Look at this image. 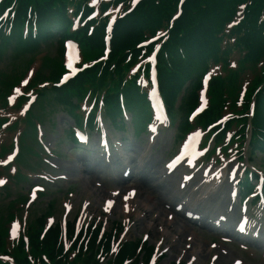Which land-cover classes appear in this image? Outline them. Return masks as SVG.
Returning <instances> with one entry per match:
<instances>
[{"label": "rangeland", "instance_id": "obj_1", "mask_svg": "<svg viewBox=\"0 0 264 264\" xmlns=\"http://www.w3.org/2000/svg\"><path fill=\"white\" fill-rule=\"evenodd\" d=\"M55 41H51L48 43H44L43 46L50 45V47L46 50L47 54L49 56H56L57 55V47L56 44L54 43ZM47 48V46H46ZM12 58H10L8 61L4 60L3 58L0 60V79L3 78V72L5 74H10L11 73V66H12ZM260 65H256L253 69L250 66H242V74H240V77L242 81L247 80L248 78L252 79L258 71ZM237 68V67H236ZM2 84V82H0ZM1 86V85H0ZM53 101L56 103L54 106V111H53V127H51L49 124H44V137H45V143L49 144L51 149L54 147V143L56 141L55 137L58 135V132L60 131V126L61 124L64 125L65 127L68 125H72V119L66 115V105L65 104H60L57 101V97L55 96L53 92ZM27 106L21 107L20 109V114L23 115L25 109ZM224 110L221 111L223 113ZM51 114V115H52ZM181 116L178 115L176 117V120H178ZM236 125H234L235 127ZM10 137V136H9ZM16 139V137H13L12 142ZM20 145V143H19ZM237 143H228L226 146H222L223 152H219L217 155V152L215 153V161L217 164H221L222 162H225L226 169L228 171H234V176L235 175H240L245 171V164L246 161L244 158H240L239 156L234 157H229L228 154H230L229 150L233 147H236ZM55 153L58 155L53 154V156L50 159L52 163H56L60 169H55V170H49L47 167H45L44 170L51 171L54 175H59V174H64L67 177V181H58L54 186L44 184L45 190L42 191L41 194L36 198L35 201L40 202V206H44L41 212H45L46 210L50 209L53 213V216L55 217V223H57L60 220V217L62 214H66V218L68 222H70L76 213H83L82 211V206L85 204L86 199L88 198L91 200L89 205L87 206L86 210L88 212H93L94 210H97V212L100 213V206L101 201L104 197L108 196L109 191L113 190L111 189V185H105L101 181L94 179L92 180L93 182L90 183L87 180H79L75 181L74 178L75 176L72 175V172L75 171V166L74 163L76 161V156H75V151L72 153H68V149L66 147L65 143H61L59 146L57 145L55 148ZM156 151V150H155ZM229 152V153H228ZM237 153L234 152L233 154H230L231 156H235ZM245 157L249 159L248 163H250V166L255 167L258 170L259 173H264V156L255 154L250 156L248 153L245 154ZM161 158V155L158 153H153L152 159L158 160ZM247 159V160H248ZM37 159L34 157L30 158V162L33 163ZM230 163V164H229ZM66 167V169H64ZM24 172L31 175L29 177V182L31 183L27 186L21 184L20 186L23 187L20 189L19 192H14V191H9L10 196H5L0 198V215L4 210V204H7L11 197L16 195L17 197L24 194L26 195L28 188L33 185V180H35L34 172H30L27 169H24ZM42 172V171H40ZM67 173H69L67 175ZM84 174L80 173V176H83ZM33 178V179H32ZM31 179V180H30ZM171 179V178H170ZM167 180L164 184V188L160 189L159 192L165 197H168L167 200H171L172 196L178 191V187L180 185L179 180H176L173 178V180ZM28 182V183H29ZM233 182V181H232ZM27 183V184H28ZM105 187L107 191H92L95 194L90 195L89 192L91 191H84L87 186L93 188V189H98V190H103L100 187ZM55 186H59V188L55 189ZM128 185L124 186V188H127ZM230 186L225 187L224 191L229 193ZM93 198H96L97 200H93ZM222 198V197H221ZM98 199H100L98 203ZM136 210L130 214H128L129 222L127 221V218L124 215H120L119 213L120 210L117 209L115 211V214L112 216H108L109 222L114 221V223L120 222L121 224H132V227L130 231L127 233L126 237H136V238H142L145 234H147V239L149 244L154 245L156 239H160L161 237L163 238L164 243L163 245H167L169 247V250L167 253H165L161 258L158 259L157 264H177V258L175 257L176 254L178 255V250L181 252L185 249L186 250V257L187 254L190 252H195L196 249L198 248L201 251V254L199 253L198 259L195 264H206L207 263V251H210L211 248L208 246V244L211 241V236H209L206 233H201L198 232L197 229L192 226L191 228L187 229L189 231L194 232L195 234L191 235L189 232L186 233V236L183 238L181 235H184L185 233H182L180 230H182L178 223L176 221L180 222V225H183V223L179 219H175L173 222L169 221L167 222V218H164L162 216L157 217L156 210H153L152 212L149 211H144V201L139 202L136 200ZM19 204H24V201L19 202ZM142 206H141V205ZM220 207V205H218ZM69 209L67 212L66 209ZM86 214V213H85ZM100 215V214H99ZM18 220L16 219L15 222ZM108 222V224H110ZM140 223L143 224L140 226ZM175 228V231L171 234V231ZM163 229H166L167 233L166 235H162ZM179 235V236H178ZM189 236L192 237V242L187 239ZM196 238V239H195ZM217 240V239H216ZM194 241V242H193ZM209 241V242H208ZM179 242V243H178ZM211 244V243H210ZM231 248L232 250L229 251L228 249ZM224 252V254H222ZM226 252H230L229 254H226ZM215 253L218 254V257H215V264H231L233 263V258H237L236 256L241 255L243 257L244 262L242 264H264L261 262H264V258L260 259V256L257 252L251 251V250H240L236 245L233 244H220L218 241H216V246H215ZM183 259L179 262V264H185L186 263V258L182 256ZM209 261V260H208ZM176 262V263H175Z\"/></svg>", "mask_w": 264, "mask_h": 264}, {"label": "trees", "instance_id": "obj_2", "mask_svg": "<svg viewBox=\"0 0 264 264\" xmlns=\"http://www.w3.org/2000/svg\"><path fill=\"white\" fill-rule=\"evenodd\" d=\"M240 3L246 4V10L242 21L234 28L235 32L237 34L243 32L248 45L264 44V11L261 10L264 9V0H215V29H226L224 22L229 20L230 15L235 11V5L239 6ZM184 17H188V13ZM219 42L220 39L215 38V49L218 48ZM256 119L264 131V122L261 117L257 116Z\"/></svg>", "mask_w": 264, "mask_h": 264}, {"label": "bare ground", "instance_id": "obj_3", "mask_svg": "<svg viewBox=\"0 0 264 264\" xmlns=\"http://www.w3.org/2000/svg\"><path fill=\"white\" fill-rule=\"evenodd\" d=\"M216 179H217V175H216V173H215V181H216ZM148 181H140V183L138 184V189H139V191H140V196H142V195H144V196H146V197H149L150 196V194H155L156 192H155V187L153 186V185H151V182H150V180L149 179H147ZM206 188L204 189V191L203 192H206ZM87 191H90V190H87ZM101 191V190H100ZM138 194V193H137ZM90 195H94V192H91L90 193ZM137 197V196H136ZM129 198H130V196H129ZM152 198H154V197H152ZM152 203H154L152 200H150ZM148 202H149V200L148 201H146L145 202V204L144 205H146L147 207H148ZM156 207H155V209L156 210H159V209H161V206H160V202H156ZM104 206H107V205H104ZM124 208L126 209V208H129V205H128V203H126L125 205H124Z\"/></svg>", "mask_w": 264, "mask_h": 264}, {"label": "snow or ice", "instance_id": "obj_4", "mask_svg": "<svg viewBox=\"0 0 264 264\" xmlns=\"http://www.w3.org/2000/svg\"><path fill=\"white\" fill-rule=\"evenodd\" d=\"M136 3V0H133V4ZM24 83H27V81H24ZM19 91V89H17V92ZM0 183H3V181H0Z\"/></svg>", "mask_w": 264, "mask_h": 264}]
</instances>
